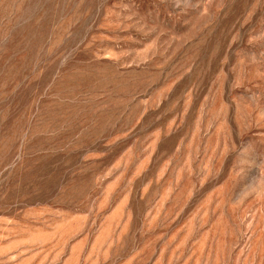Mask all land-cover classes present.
<instances>
[{"label":"rangeland","instance_id":"1","mask_svg":"<svg viewBox=\"0 0 264 264\" xmlns=\"http://www.w3.org/2000/svg\"><path fill=\"white\" fill-rule=\"evenodd\" d=\"M0 264H264V0H0Z\"/></svg>","mask_w":264,"mask_h":264}]
</instances>
